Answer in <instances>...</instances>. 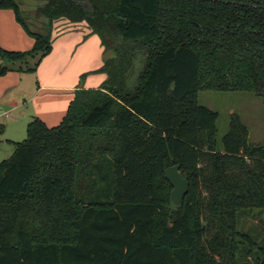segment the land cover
<instances>
[{"label":"trees","instance_id":"trees-1","mask_svg":"<svg viewBox=\"0 0 264 264\" xmlns=\"http://www.w3.org/2000/svg\"><path fill=\"white\" fill-rule=\"evenodd\" d=\"M43 1L34 24L0 0L35 39L0 46V75L35 72L65 18L100 36L107 77L77 89L60 124L34 117L0 161V264H264L238 227L264 210V143L238 113L219 139L218 111L198 100L207 89L264 102V0ZM176 164L182 204L164 175Z\"/></svg>","mask_w":264,"mask_h":264},{"label":"crops","instance_id":"crops-1","mask_svg":"<svg viewBox=\"0 0 264 264\" xmlns=\"http://www.w3.org/2000/svg\"><path fill=\"white\" fill-rule=\"evenodd\" d=\"M71 23L81 26L53 32L52 50L35 72L13 69L0 76V123L4 124L5 131L10 130L14 122L24 127L34 117L48 126H56L66 114L77 89L98 88L106 79L107 75L99 71L104 64L100 36L92 33L86 22ZM34 42L17 21L15 12L0 8V46L11 51H27ZM3 136L0 142L13 144L10 149L5 147V152L13 153L15 142L11 141V136Z\"/></svg>","mask_w":264,"mask_h":264},{"label":"rangeland","instance_id":"rangeland-1","mask_svg":"<svg viewBox=\"0 0 264 264\" xmlns=\"http://www.w3.org/2000/svg\"><path fill=\"white\" fill-rule=\"evenodd\" d=\"M16 1L19 3L20 10L23 12L28 21L36 24L37 22L35 20L43 19L41 15H39L37 19V8L44 3L43 0ZM71 26L77 27L81 26V24H72L71 21L65 18H60L54 21L53 32L58 33L65 31ZM32 28L35 27L32 26ZM0 64L4 66L7 62L5 60H0ZM84 74L81 75V81L85 78ZM198 100L200 104L206 105L209 108L218 111L219 117L217 120V126L219 139L228 130L230 114L238 113L243 122H245L249 127L250 142L255 144L264 143V102L262 97L259 95L249 91H216L203 89L199 92ZM56 104L59 105L58 102ZM30 121L31 120H29L28 123ZM28 123L23 127L21 124L14 122L9 128L10 130L4 131L3 137L7 138L11 136V141L15 143L23 141L27 137ZM0 146L2 147V149L0 147V161H2L12 154L5 152V149H10L13 144H11V142L2 141L0 142ZM238 227L239 229L251 234L258 241V243L264 245V210L256 208L244 211L239 218ZM251 264H255V261Z\"/></svg>","mask_w":264,"mask_h":264},{"label":"water","instance_id":"water-1","mask_svg":"<svg viewBox=\"0 0 264 264\" xmlns=\"http://www.w3.org/2000/svg\"><path fill=\"white\" fill-rule=\"evenodd\" d=\"M165 178L172 186L171 197L175 204H182L189 191V180L183 174L179 164L167 167L164 171Z\"/></svg>","mask_w":264,"mask_h":264}]
</instances>
